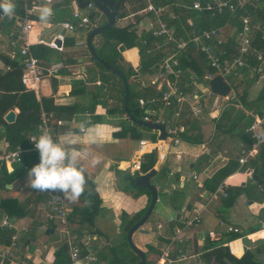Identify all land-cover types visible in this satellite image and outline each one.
Segmentation results:
<instances>
[{"label": "crops", "instance_id": "0c3cea01", "mask_svg": "<svg viewBox=\"0 0 264 264\" xmlns=\"http://www.w3.org/2000/svg\"><path fill=\"white\" fill-rule=\"evenodd\" d=\"M41 6L44 4L41 3ZM47 6L54 12L47 24L39 22V6L32 13L35 22L32 37L41 29H44L45 33L51 32V27L70 18L71 12L76 8L74 0H54ZM133 15L129 14L119 20V25L131 23ZM137 15H142L136 26L137 35L140 36L147 32L150 17L141 12ZM96 18L101 24L106 21L103 14ZM187 24L190 25L189 19ZM183 25V29L186 30V25ZM224 30L230 40L236 32L235 23L230 20ZM77 31L66 33L68 44L65 45V52L62 55L57 54V61L63 60L67 69L60 71L53 79L44 80L38 95L52 96L55 105L73 106L78 109V113L70 118H59L52 130L57 143L76 150L77 159L84 167L87 179L94 184L100 199L99 210L92 224H80V218L87 214V205L80 198L73 201L64 194L69 217L73 220L70 229L74 234L80 231L82 239L77 241L84 244L90 254L98 257L100 253H107L109 245L119 241L122 213L132 217L143 211L150 203L151 195L147 191L132 188L127 177L143 174L132 172L129 163L138 150L139 142L156 143L159 132L140 126L130 119L126 112L122 114L119 111V83L116 79L102 81L97 78L99 70L91 62V55L86 47L88 32L86 31L77 41ZM98 43L99 35L93 39V46ZM0 53H8L4 38L0 40ZM119 54L126 66H131L134 71L139 70L138 48L129 50L125 48ZM48 60L53 61L50 56ZM88 69L96 72V79L90 80L86 75ZM52 82L55 83L54 91ZM171 82L161 78L157 72L139 74L132 78L135 90L152 87L157 91H165ZM178 82L179 80L177 86ZM208 83L207 76L197 78L194 73H190L183 85L185 102L180 110L175 105L177 110L172 116H169L167 108L163 107L160 100L157 103H149V107L144 110V114L152 123L158 121L166 130L178 126L184 128L179 143L165 149L164 157L159 158L156 149L146 152L142 158L143 162L146 156L156 154L153 167L156 166L157 172L150 179V183L155 186L158 197L148 220L133 233L132 242L146 254L147 260L152 262L162 249L169 246L174 255L179 257L199 254L197 259L174 264H208L202 258L204 252L201 248L206 238L219 240L227 234L226 228L220 225L221 222L238 228L240 233L253 227L258 229L225 244L229 253L236 258L244 254V248L255 249L264 240V200L259 195V190L264 186L262 162L254 163L257 154L247 159L243 165L238 163L241 152L249 149L253 143L246 132L252 120L249 113L254 112L256 115L264 113L262 107L253 103L264 97V82L254 83L247 80L236 82L235 90L241 104L239 108L233 101L226 102L220 96L211 94ZM241 95L245 96L246 104L240 101ZM139 106L142 107L140 104ZM114 108L117 110L109 114L108 110ZM12 110L17 116L18 110ZM184 112L182 118L181 113ZM86 120H90L91 125L104 126L102 135L97 137L95 142L92 138L94 134L67 135L70 130L78 132L76 125ZM184 121H187V126L183 124ZM122 128L126 129V135L114 137L113 134ZM2 133L3 128H0V136ZM132 134H137L139 138H134ZM7 152L9 151L1 139L0 155ZM29 169L31 168L20 162H0V203L13 199L24 208V216L10 221L12 223L14 220L13 229L18 233L33 232L34 237L28 244L30 263L56 264L55 253L63 242L54 236L57 226L46 219L49 207L45 198L46 193L28 186ZM116 170L120 171V176L116 175ZM193 174L196 175V179L192 178ZM89 188L90 185L86 183L85 191ZM226 188H238L241 193L231 208L220 213L223 211L222 201ZM4 216L0 211V220ZM194 216L201 218L200 224L192 227L183 226L182 220ZM156 223L162 225L160 230L156 229ZM176 229L180 232L178 235L175 233ZM96 231L106 237L94 234ZM210 232L213 236L209 235ZM87 237H91L89 242H86ZM151 248L157 249L158 254L148 253ZM0 252L11 254L9 264H20L25 256L23 248L9 249L8 246L0 245ZM258 258L264 262V256Z\"/></svg>", "mask_w": 264, "mask_h": 264}, {"label": "trees", "instance_id": "16d2710c", "mask_svg": "<svg viewBox=\"0 0 264 264\" xmlns=\"http://www.w3.org/2000/svg\"><path fill=\"white\" fill-rule=\"evenodd\" d=\"M157 5H172L169 11L163 16V20L169 25L174 26L177 32V38H186L188 32L191 29H209V28H220L227 25V23L232 20L235 23L236 30L239 29V18L245 12L249 13L254 17L257 23L260 24V31L253 32L252 45L254 48L259 50L264 56V0H260L258 4L246 5L241 9H237L234 17L227 11L224 10L221 14H214L208 11H196L183 9L181 7H176L175 5L187 4L190 5L193 0H154ZM202 5L211 0H199ZM41 6V3L34 2L33 0H27L28 6ZM23 2L16 1V7L18 13H22ZM146 6L145 0H116V12H117V22L114 26L109 28L107 31L99 35V43L94 44L95 51L98 57L111 65L113 68L120 70L129 85L130 97L127 104V109L132 117V120L137 123L141 121L144 117V110L149 107V103H157L160 100L161 93L155 88H140L135 90L132 84V78L137 77L139 74H153L154 67L160 63L165 57L170 53H175L172 45H164L163 39L154 38L150 31L143 33L142 35H137L136 26L142 19V15H137L142 12ZM100 13V12H98ZM173 13L176 19H170L169 15ZM101 14V13H100ZM129 14L133 15V21L127 25L121 26L118 24L119 20L127 17ZM152 17L151 15H148ZM90 20L93 21L97 15L91 12L89 14ZM190 20V25L187 24V20ZM106 21L103 22L105 24ZM185 24L184 30L182 25ZM100 24L99 26H101ZM184 26V25H183ZM2 27L5 30L11 29L13 23L5 21L2 23ZM89 32L87 33V35ZM234 37L228 40V50L231 56L236 55L234 46ZM73 42V41H72ZM67 40L65 45H67ZM123 45L127 50L131 48H138L140 56V67L138 71H134L131 66H126L123 63V59L118 52V47ZM49 49L43 47H35L32 52L34 56L42 61L48 60ZM175 58L178 61V69L181 70V76L178 82V87L182 92H185L183 85L186 83V78L190 73H194L197 78H203L209 74H213L214 71L206 65L204 56L198 53L192 45H189L185 51L177 53ZM93 65L98 68L99 75L97 73V78L102 81H108L109 79H116L119 83L120 88V107L119 111L124 114L125 107L123 102L124 97V85L122 80L116 76L112 71L106 70L102 65L95 61L92 57L90 58ZM251 63L254 61L251 59ZM11 65V70L7 72L0 73V128H3V133L0 136L5 143L7 151H13L17 148L28 149L29 143L27 141V134H33L35 132L36 125L40 121L41 114L44 113L49 120L52 128L55 127L57 120L59 118L67 117L70 118L74 114L78 113V109L73 106H59L54 104L52 96L44 97L35 94L32 91H27L20 84L21 76V66L17 62H11L7 54L0 53V70L2 65ZM86 75L90 77V80L96 79V72L92 69L86 71ZM172 81V79H171ZM52 89L55 90V83L52 82ZM139 100H143L145 105L140 107ZM240 101L246 104L245 96H240ZM258 107L264 109V97L253 102ZM12 109H17L18 114L16 116V121L12 125H7L3 116ZM117 109H110L108 113L111 114ZM167 113L169 116L175 113L177 108L175 105L173 107L167 108ZM185 115L181 113V116ZM187 126V121L183 122ZM137 126V125H135ZM138 127V126H137ZM126 129H121V131L114 133V137H124L126 135ZM54 139H55V135ZM136 139L139 138L137 134H132ZM250 136V135H249ZM146 160V162H145ZM156 161V154L151 153L144 158L141 164V173L145 174L150 169L153 168ZM262 162V168H264V147L259 150L257 158L254 163ZM21 164L25 165L27 168H32L33 166L40 163V157L38 152H24L21 154ZM116 175L120 176V171L116 170ZM87 183L90 188L85 191L80 199L87 205V214L80 218L79 223L92 224L94 217L97 215L100 199L96 193L94 184L89 181L86 177ZM264 183V182H263ZM257 189V187H256ZM138 191H147L145 189L136 188ZM258 191V189H257ZM148 192V191H147ZM46 193V192H45ZM241 190L238 188H226L224 192V198L222 201L223 211L226 212L231 208L236 198L240 195ZM148 194H150L148 192ZM259 195L262 200H264V186L259 190ZM46 198V194H45ZM149 206V205H148ZM146 207L143 211L138 214L129 217L126 213H122L120 219V236L119 241L116 244L109 245L107 248V253H100L96 257V263L105 262L106 264H136L139 262V258L130 250L128 243L126 241V235L129 229L142 217L144 216ZM0 211L3 215L8 217L10 220L15 218L19 219L25 215L24 208L13 199H7L0 203ZM68 222H73L72 218L68 216ZM53 230V227L51 228ZM258 229L255 227L250 228L239 234L227 233L219 240H210L206 238L201 250L204 252L202 258L206 263L210 264L216 262L218 264H264L258 257L264 256V240L255 249L246 250L240 258H236L229 253L228 247L225 244L242 238L246 235L256 232ZM11 229L0 228V245L9 246L10 236L14 233ZM27 233V232H26ZM93 234V233H92ZM94 234L103 235L99 231ZM33 232L27 234L19 233V241L17 248L20 249L24 245L29 244V240L33 238ZM76 246L80 249V258L85 257L88 254L87 247L79 241H76ZM149 252H154L155 254L159 252L157 249H149ZM158 254V253H157ZM60 259V261H59ZM56 264L69 263V253L67 245H61L55 253ZM32 264L25 260H21V263ZM2 264H9L7 260H3ZM145 264H154V261L147 260Z\"/></svg>", "mask_w": 264, "mask_h": 264}, {"label": "built area", "instance_id": "2783aa9c", "mask_svg": "<svg viewBox=\"0 0 264 264\" xmlns=\"http://www.w3.org/2000/svg\"><path fill=\"white\" fill-rule=\"evenodd\" d=\"M16 1L23 2L22 13H18L17 7H15L14 15L9 18L4 16L0 12V40L4 38L7 43L8 53L11 62H17L21 66L20 84L27 91H32L35 94H39L40 85L46 79L55 78L60 71L66 70L67 65L63 60L42 61L34 56L32 50L35 47H43L62 55L65 52L66 33H73L77 30H86L90 32L96 25L90 20L89 14L91 12H99L95 5L89 1L87 6L83 9L78 8L76 0V8L71 12L70 22L62 20L59 23L51 27V32L45 33L44 29L36 33L32 37L35 22L32 19V6L27 5V0H13L16 5ZM44 5L52 4L54 0H33ZM146 6L141 12L144 15H151L147 31H150L154 38L163 39L164 45H172L175 53H170L160 63H158L153 69L154 72L161 78L166 80L172 79L170 86L165 91H160V101L163 107L169 108L176 105L180 110L182 104L185 102L184 93L178 88L177 81L180 78L181 70L178 69V61L175 58L177 53H181L186 50L189 45H192L195 50L204 56L206 65L214 71L213 74L207 75L208 81L214 77L219 76L229 87V93L225 97H221L223 100L233 101L239 108L238 95L235 90L236 82L247 80L249 82L259 83L264 82V56L263 54L253 47V32L260 31V24L256 22L254 17L245 12L239 18V29L235 32L233 49L236 51V55L231 56L228 50V38L224 27L209 28V29H191L187 33L186 38H177L176 28L169 26L164 20L163 16L169 11L172 5H157L154 0H145ZM260 0H211L202 5L199 0H193L190 5L181 4L175 5L188 10L196 11H208L214 14H221L224 10H227L233 17L237 9H241L246 5L258 4ZM170 19H176L173 13L169 15ZM9 21L13 23L11 29L5 30L2 27V23ZM251 59L254 63H251ZM11 70V65H2L1 72H7ZM141 106H144V101L139 100ZM251 122L248 125L246 132L250 135L253 143L247 150L241 152L238 157V163L243 165L247 159L255 157L261 147H264V113L256 115L254 112H250ZM144 122H151L150 118L145 115L143 117ZM158 123V121H156ZM44 131L49 132L53 139V130L49 123L48 118L44 113L41 114L40 121L36 125L35 132L27 136L29 143L28 149L17 148L13 151L0 155V162H20L21 154L24 152H38L34 150V145L31 142L32 137H38ZM184 132L182 126L169 128L166 130V139L163 149H168L172 145H176L180 141V134ZM55 141V139H54ZM158 149V142L140 141L138 150L136 151L133 159L129 163V169L132 172L141 173L142 158L146 152H152ZM39 153V152H38ZM193 179H196V175H192ZM46 200L48 203V212L46 219L50 223H54L65 236L63 244L67 245L69 253V263L76 264L80 261L81 264H94L96 257L88 254L80 258V249L76 246L77 237L70 229L68 222V208L64 199V193L62 192H46ZM173 220V219H171ZM201 218L194 216L190 219L182 220V224L185 227H192L200 224ZM221 226L226 228V233L239 234L238 228L229 226L224 222L220 223ZM0 226L4 229H13V224L6 216L0 220ZM157 230L162 228L160 223L155 225ZM15 231V230H14ZM176 235L180 232L178 229L175 231ZM213 236V233H209ZM91 237L86 238V242H89ZM19 241V233L15 231L9 239V249L17 248ZM23 251L25 256L23 260L30 262V256L28 253V245H24ZM199 257V254L184 255L182 257L174 255L171 247L162 249L159 255L156 257L154 264H174L176 262L184 260H194ZM11 254L9 252H0V264L5 259L10 262ZM22 264H26L23 263Z\"/></svg>", "mask_w": 264, "mask_h": 264}, {"label": "clouds", "instance_id": "9594fccd", "mask_svg": "<svg viewBox=\"0 0 264 264\" xmlns=\"http://www.w3.org/2000/svg\"><path fill=\"white\" fill-rule=\"evenodd\" d=\"M16 5L13 0H0V12L11 18ZM34 8L32 11L36 10ZM54 15L53 9L47 5L39 6V22L47 24ZM90 120L76 125L77 131L70 130L67 135L94 134L93 142L102 135L103 125H91ZM34 150H38L40 163L28 170V186L40 192H62L73 201L78 200L85 192L86 175L84 167L77 159L75 149L62 146L54 141L49 132L44 131L38 137H32ZM34 177V178H33ZM76 264H81L77 261Z\"/></svg>", "mask_w": 264, "mask_h": 264}, {"label": "water", "instance_id": "95a60500", "mask_svg": "<svg viewBox=\"0 0 264 264\" xmlns=\"http://www.w3.org/2000/svg\"><path fill=\"white\" fill-rule=\"evenodd\" d=\"M89 1H91L95 5L97 10L106 17V23L102 24L101 26H97V27L93 28L89 32V34L87 35V38H86V47H87L88 52L90 53L91 57L95 61H97L100 65H102L106 70L112 71L116 76H118L122 80V83L124 85V92H125L124 97H123L125 112H126V115H128V117L130 119H132L130 116V113L127 109V104H128L129 97H130V91H129L128 82H127L124 74L120 70L113 68L108 63L102 61L98 57V55L95 51V48L93 46V39L96 36L100 35L101 33L107 31L109 28L114 26L115 23L117 22L116 0H76V4H77L78 8L83 9L87 6ZM66 21L70 22L69 19H66ZM124 49H125V47L123 45H120L118 48L119 52L124 51ZM208 86H209V91L211 94L217 95L220 97L227 96V94L229 93V90H230L228 85L219 76L214 77L212 80H210L208 83ZM3 120L7 125L14 124L16 121V113L13 110H9L3 116ZM137 123L144 128L159 132L158 149H157L158 150V156H159V158L164 157L165 150L163 149V146H164L165 139H166V128H165V126L161 123L144 122L142 120L137 121ZM156 172H157V168L155 166L145 174L127 177V180L129 181L130 186L132 188L146 189L151 195L150 203H149V206H148L144 216L142 217V219H140L138 222H136L129 229V231L127 232V235H126V241L128 243L130 250L139 258V262L136 264H145L147 261L146 254L143 251H141L140 249H138L133 244L132 235L136 230H138L148 220V218L151 215V212H152V210L156 204L157 197H158L157 190H156L155 186H153L150 183V179L156 175ZM12 223H14V220H12ZM141 232H144V231H141ZM75 235H76L77 239L79 241H81V239H82L81 232L76 231ZM243 250L245 252L246 249L244 248Z\"/></svg>", "mask_w": 264, "mask_h": 264}, {"label": "rangeland", "instance_id": "374dc122", "mask_svg": "<svg viewBox=\"0 0 264 264\" xmlns=\"http://www.w3.org/2000/svg\"><path fill=\"white\" fill-rule=\"evenodd\" d=\"M70 13V12H69ZM93 13H96V15L97 16H100L101 14L100 13H98V12H93ZM98 18H95L92 22L96 25V27L99 25V21L97 20ZM101 24V23H100ZM118 24H119V22H118ZM85 33H86V30H78L77 32H76V40L77 41H79L80 40V38L82 37V36H84L85 35ZM48 55L51 57V59H53V61H57V54L55 53V52H53V51H48ZM59 61V60H58ZM259 88H257V90H258ZM43 91H44V89H42ZM158 206H159V204L157 205V207H156V210H157V208H158ZM156 210H155V212H156ZM155 212H154V214H155ZM166 218V217H165ZM54 236L57 238V239H59L60 241H62L63 242V240L65 239V236L61 233V231H60V229L57 227V230L55 231V233H54ZM134 241H135V239H134Z\"/></svg>", "mask_w": 264, "mask_h": 264}]
</instances>
